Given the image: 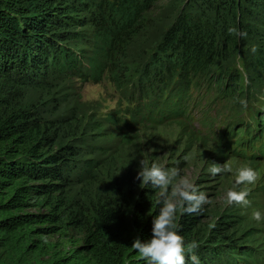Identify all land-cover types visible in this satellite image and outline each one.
<instances>
[{
	"label": "trees",
	"instance_id": "16d2710c",
	"mask_svg": "<svg viewBox=\"0 0 264 264\" xmlns=\"http://www.w3.org/2000/svg\"><path fill=\"white\" fill-rule=\"evenodd\" d=\"M158 1L0 0V87L16 83L17 72L36 81L48 79L52 70L60 77L103 83L107 73L127 68L117 57ZM192 5L200 13L180 15L136 73V89L124 98L137 106L128 105L124 116L119 110L111 116L119 132L180 120L189 113L187 99L201 79L219 84L224 98H236L233 61L223 62L241 51L247 64L261 68L264 79V0H192ZM88 25L92 35L80 32ZM87 42L93 56L87 54ZM258 122L264 128V117ZM56 133L28 113L0 112V264H146L131 246L137 238L152 237L161 206L154 190L132 191V196L119 189L118 195L100 192L94 213L69 203L65 189L77 150L56 149ZM261 139L256 126L230 131L228 156L246 157L251 150L264 157V141L257 147ZM191 215L177 214L176 223L186 243L198 245L200 260L204 253L218 252L225 258L221 264L259 263L253 246L233 235L234 221L206 230Z\"/></svg>",
	"mask_w": 264,
	"mask_h": 264
},
{
	"label": "rangeland",
	"instance_id": "374dc122",
	"mask_svg": "<svg viewBox=\"0 0 264 264\" xmlns=\"http://www.w3.org/2000/svg\"><path fill=\"white\" fill-rule=\"evenodd\" d=\"M192 12L193 15L200 13L199 6H193L192 0H159L142 20L139 33L125 42L124 52L117 57L127 68L107 73L101 84L86 83L76 77H60L54 70L48 79L36 81L22 78L19 72L14 73L13 80L17 79V82H5L0 87V112L15 109L28 113L50 134L57 131L56 149L73 146L77 150L69 164L70 178L65 189L69 203L94 213L100 192L118 195L116 189H119L131 196L132 191L142 193L150 188L141 187L136 179L139 160L143 158L149 165L154 162L168 169L178 167L181 176L209 198L210 203L202 212L191 215L197 218L198 226L214 230L225 221H234L233 235L241 236L257 251L259 263L255 264H264V221L258 224L251 218L254 210L264 213V157L254 155L251 150L246 152V157H232L228 156L227 150L228 133L232 130L236 133L246 125L256 126L262 133L257 147L264 141L263 123L258 122L264 117V79L259 66L247 64L243 51L224 61L223 64L233 61L230 70L239 80L238 96L224 98L219 84L198 80L187 99L189 113L176 122L164 125L148 122L119 132L121 128L111 119L118 110L124 116L130 110L128 105L137 106L135 100L129 103L124 98L136 89V73L155 51L169 26L180 15ZM91 31L88 25L80 32L92 35ZM87 43V54L93 56L90 52L93 49ZM240 137L247 141L243 133ZM231 142H234L233 138ZM212 163H228L233 173L213 178L207 171ZM89 165L93 169L88 170ZM241 167H252L257 171L255 183L236 189L249 192L250 205H227L226 193L233 186L234 173ZM37 211L29 209L28 213ZM177 214L180 216L185 212L179 209ZM73 236L76 237V233ZM80 238L77 236L75 240ZM52 242H58V238H53ZM224 260L218 252H207L200 261L221 264Z\"/></svg>",
	"mask_w": 264,
	"mask_h": 264
},
{
	"label": "clouds",
	"instance_id": "9594fccd",
	"mask_svg": "<svg viewBox=\"0 0 264 264\" xmlns=\"http://www.w3.org/2000/svg\"><path fill=\"white\" fill-rule=\"evenodd\" d=\"M229 33H236L238 36L246 35L236 29H229ZM139 165L136 179L140 181L141 187H150L154 190L161 206L159 213L153 218L151 239L137 238L131 247L146 261V264H201L199 257L195 254L198 245L195 242L191 245L186 243L176 223V217L179 209L187 214L202 212L204 206L210 203L208 196L188 179L183 178L178 167L168 169L154 162L149 165L144 158L139 160ZM207 171L213 178L221 174L233 173L228 163L223 165L212 163ZM234 175L233 186L226 193V203L247 207L250 205L249 192L236 189L241 185L255 183L257 171L252 167H241ZM251 218L259 224L264 221V213L254 210ZM44 243H47V240Z\"/></svg>",
	"mask_w": 264,
	"mask_h": 264
}]
</instances>
